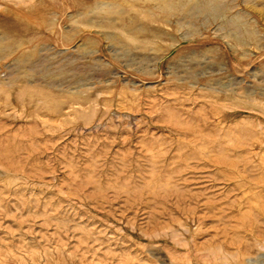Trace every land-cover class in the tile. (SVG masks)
Instances as JSON below:
<instances>
[{
    "label": "rangeland",
    "instance_id": "rangeland-1",
    "mask_svg": "<svg viewBox=\"0 0 264 264\" xmlns=\"http://www.w3.org/2000/svg\"><path fill=\"white\" fill-rule=\"evenodd\" d=\"M251 262L264 0H0V264Z\"/></svg>",
    "mask_w": 264,
    "mask_h": 264
},
{
    "label": "bare ground",
    "instance_id": "bare-ground-1",
    "mask_svg": "<svg viewBox=\"0 0 264 264\" xmlns=\"http://www.w3.org/2000/svg\"><path fill=\"white\" fill-rule=\"evenodd\" d=\"M230 135L228 134V137H229ZM222 138V137H221ZM230 140V139H229ZM233 141H234V138H232L230 141H229V143H233ZM224 143V142H223ZM222 142L221 143H218V145H217V148H219L221 151H223L224 150V144H223ZM234 144V143H233ZM230 145V144H229ZM151 187H153V186H151ZM161 189V188H160ZM156 190V189H155ZM251 261V260H250ZM252 263V262H251ZM250 263V264H251ZM253 264V263H252Z\"/></svg>",
    "mask_w": 264,
    "mask_h": 264
}]
</instances>
